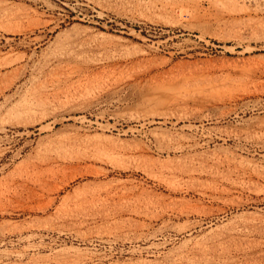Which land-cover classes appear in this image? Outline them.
<instances>
[{
  "label": "rangeland",
  "instance_id": "374dc122",
  "mask_svg": "<svg viewBox=\"0 0 264 264\" xmlns=\"http://www.w3.org/2000/svg\"><path fill=\"white\" fill-rule=\"evenodd\" d=\"M258 115L264 0H0V264H264Z\"/></svg>",
  "mask_w": 264,
  "mask_h": 264
},
{
  "label": "bare ground",
  "instance_id": "6f19581e",
  "mask_svg": "<svg viewBox=\"0 0 264 264\" xmlns=\"http://www.w3.org/2000/svg\"><path fill=\"white\" fill-rule=\"evenodd\" d=\"M241 113L242 112L240 111L237 112L234 118L239 117ZM252 119L254 120V118ZM255 119H256L255 121H257V119L259 122L261 121L260 124L258 126L255 125L252 132H247V133L252 134L250 136L251 140H254V141H256L257 139L264 140V116L259 117L258 115V117ZM179 121L180 119H178L177 123ZM253 124H254V121H253ZM249 126H248V129L253 127V126L251 127ZM242 130H246V129L244 128ZM240 135L241 134L236 135L238 140H240ZM229 139H230V136H225V138H223L222 141L226 143L227 141H229ZM181 145H179V148H176V149L179 151L183 150L184 147ZM235 160H236L235 158L234 159L225 158V160H221V159L214 160V158L210 159V157L205 160V164L207 163L206 166L208 167L211 166L218 170H222L223 168L225 171L234 174L236 179L240 182V184L243 185V189L250 190L251 194L253 195L252 197L253 200L240 202L236 204L235 206H231L228 209L221 210L220 212L226 213L228 210L234 211L232 222H230L229 226L227 227L228 228L227 230L231 231L234 235H242V236L254 235V236L262 237L264 236L262 235L264 234V167L260 165L259 166L250 165L249 163L246 164V162H245L246 165L240 164L239 162ZM173 212L176 214L177 218L179 219L181 218L189 219V218L205 216L203 211H201L200 209H194V208H180L179 210H173ZM204 237L205 236H202L201 238H204ZM191 241H192L191 238L187 239V242H191ZM198 245L200 244L199 242L196 241L194 245H192L193 247L191 246L187 248L186 252L190 254L197 253L196 251L197 249L194 250V248L197 247ZM173 264H184V263L174 262Z\"/></svg>",
  "mask_w": 264,
  "mask_h": 264
}]
</instances>
